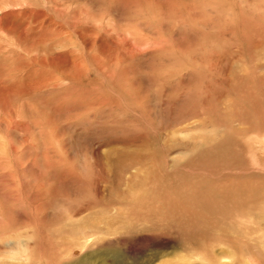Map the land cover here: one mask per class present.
I'll return each instance as SVG.
<instances>
[{
  "label": "rangeland",
  "instance_id": "374dc122",
  "mask_svg": "<svg viewBox=\"0 0 264 264\" xmlns=\"http://www.w3.org/2000/svg\"><path fill=\"white\" fill-rule=\"evenodd\" d=\"M263 145L264 0H0V264H264Z\"/></svg>",
  "mask_w": 264,
  "mask_h": 264
},
{
  "label": "bare ground",
  "instance_id": "6f19581e",
  "mask_svg": "<svg viewBox=\"0 0 264 264\" xmlns=\"http://www.w3.org/2000/svg\"><path fill=\"white\" fill-rule=\"evenodd\" d=\"M263 142V141H262ZM260 146V145H259ZM260 151H261V155H262V157H261V160H263L264 161V145H263V147H260ZM259 157V156H258ZM259 188V187H258Z\"/></svg>",
  "mask_w": 264,
  "mask_h": 264
}]
</instances>
